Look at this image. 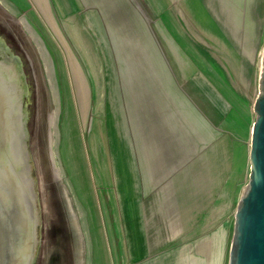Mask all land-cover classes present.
Here are the masks:
<instances>
[{
	"label": "crops",
	"instance_id": "1",
	"mask_svg": "<svg viewBox=\"0 0 264 264\" xmlns=\"http://www.w3.org/2000/svg\"><path fill=\"white\" fill-rule=\"evenodd\" d=\"M0 4L11 10L16 4L22 9L37 5L42 19L60 25L55 34L71 37L81 49L85 37L91 42L92 34L101 33L105 11L129 5L137 12L128 0H0ZM198 29L201 36L182 28L166 33L170 37L166 52L155 43L138 44V58L118 60V75L110 69L103 74L105 94L113 99L118 94L119 114L118 128L111 120L105 127L118 130L124 142V155L113 157V164H119L116 169L122 165L116 172L119 208L122 217L125 213L130 219L129 230L135 225L130 233L137 236L124 239V247L130 244L129 252L124 249V264H222L220 244L229 213L235 211L248 181L256 96L249 92L248 78L244 88L233 77L239 60L226 62L227 66L217 59L202 44V28ZM108 106L114 107L111 101ZM124 163L132 172L131 181ZM203 228L218 230L202 239ZM208 244L214 248L207 252Z\"/></svg>",
	"mask_w": 264,
	"mask_h": 264
},
{
	"label": "rangeland",
	"instance_id": "2",
	"mask_svg": "<svg viewBox=\"0 0 264 264\" xmlns=\"http://www.w3.org/2000/svg\"><path fill=\"white\" fill-rule=\"evenodd\" d=\"M128 1L134 3L140 16L133 13L129 5L124 9L120 7L117 12L105 11L102 14L106 18L100 23L101 33L92 34L91 42L85 37L83 49L76 46L71 37L55 34L60 32V25L54 20L42 19L37 5H25L22 9V5L16 4L15 10H11L0 4V13L24 33L39 60L49 103L47 153L70 203L84 264H124V249L129 252L130 244L126 242L124 247L123 243L127 241L126 237L135 235L130 233L135 227L132 225L129 230L126 224L130 219L125 213L124 219L119 208L113 157L124 155L121 147L124 142L118 130L111 128L110 131L105 127V121L108 126L111 120L112 126L118 128L119 114L118 94L113 99L104 92V71L108 73L110 69L112 75H118L115 67L118 60L138 58L140 53L135 51L138 44L155 43L165 51L170 38L166 33L172 35L174 28H182L200 35L198 28L201 27L202 44L208 46L217 59H223L225 65L239 60L238 68L232 70L229 66L233 77L236 75L244 88L248 78L249 92L255 96L259 90L264 48V0H200L201 4L194 0ZM108 6L105 5L107 9ZM246 65H249L248 69ZM110 101L114 105L111 110ZM70 137H73L72 154L68 145ZM77 161L82 162L85 179L81 175L78 177ZM123 165L129 178L132 172L128 164ZM88 195L90 202L86 200ZM96 219L98 228L95 227ZM228 219L226 236L220 244L222 264L228 262L234 208ZM189 230L193 232V229ZM216 230L203 228L202 239L212 236ZM193 238L191 236L190 240ZM210 247L214 248L208 244L207 252ZM138 252L143 254L142 249Z\"/></svg>",
	"mask_w": 264,
	"mask_h": 264
},
{
	"label": "water",
	"instance_id": "3",
	"mask_svg": "<svg viewBox=\"0 0 264 264\" xmlns=\"http://www.w3.org/2000/svg\"><path fill=\"white\" fill-rule=\"evenodd\" d=\"M249 175L227 264H264V48ZM49 103L27 37L0 13V264H84L72 209L47 153Z\"/></svg>",
	"mask_w": 264,
	"mask_h": 264
},
{
	"label": "bare ground",
	"instance_id": "4",
	"mask_svg": "<svg viewBox=\"0 0 264 264\" xmlns=\"http://www.w3.org/2000/svg\"><path fill=\"white\" fill-rule=\"evenodd\" d=\"M88 55H89V54H88ZM76 69H77V68H76ZM81 97H82V96H81ZM72 113H73V112H72ZM73 114H74V113H73ZM66 135H67V134H66ZM71 138L73 139V137H70V139H71ZM72 139L69 141V144H68V145L70 146V148H71V154H72V152L74 151V150L72 149ZM78 160H79V159H78ZM76 163H77V165H76L75 167H76V172H77V174H78V177L81 175V176L85 179L86 177H85V171H84L83 167H82V170H81L82 162H81V161H80V162L77 161ZM118 165H119V164H118ZM118 165H116V166L118 167ZM117 169H119V173H120V169H121V168L119 167V168H117ZM117 171H118V170H117ZM117 174H118V173H117ZM121 175H122V174H121ZM121 175H120V176H121ZM118 176H119V175H118ZM121 177H122V176H121ZM117 180H118V179H117ZM122 180H123V179H122ZM129 180L131 181V179H129ZM119 181H120V180H119ZM117 182H118V181H117ZM122 183L124 184V181H123ZM122 183H121V184H122ZM130 183H131V182H130ZM127 185L130 187L129 184H127ZM124 187H125V186H124ZM124 187L122 186V188H124ZM125 189H126V188H125ZM125 189H124V190H125ZM120 193H121V192H120ZM125 193H126V195H127L128 191H127V192L125 191ZM90 197H91V196L88 195V198H86V200H89V202H90ZM129 197H130V196H129ZM129 197H128V198H129ZM83 198H84V197H83ZM125 200H126V199H125ZM125 200H124V201H125ZM86 204H87V203H86ZM89 208H90V207H89ZM89 211H90V210H89ZM134 212H135V211H134ZM90 213H91V212H90ZM134 217H135L134 219L136 220L137 217H136L135 215H134ZM132 222H135V221L133 220V217H132ZM136 222H137V220H136ZM136 222H135V223H136ZM95 227L98 228L97 219H96V226H95ZM130 227H131V225H130ZM134 227H135V225H134ZM134 229H135V228H134ZM131 230H132V229H131ZM135 233H136V232H135ZM98 234L101 235V233H98ZM131 234H132V233H131ZM134 236H136V235H134ZM132 237H133V236H132ZM136 239H137V236H136ZM138 240H139V239H138ZM137 242H138V241H137ZM137 242H136V243L134 242V243L137 244ZM138 244H139V242H138Z\"/></svg>",
	"mask_w": 264,
	"mask_h": 264
}]
</instances>
